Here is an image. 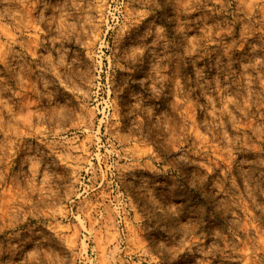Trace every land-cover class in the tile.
<instances>
[{"label":"rangeland","instance_id":"rangeland-1","mask_svg":"<svg viewBox=\"0 0 264 264\" xmlns=\"http://www.w3.org/2000/svg\"><path fill=\"white\" fill-rule=\"evenodd\" d=\"M0 264H264V0H0Z\"/></svg>","mask_w":264,"mask_h":264},{"label":"bare ground","instance_id":"bare-ground-1","mask_svg":"<svg viewBox=\"0 0 264 264\" xmlns=\"http://www.w3.org/2000/svg\"><path fill=\"white\" fill-rule=\"evenodd\" d=\"M133 34V33H132Z\"/></svg>","mask_w":264,"mask_h":264}]
</instances>
